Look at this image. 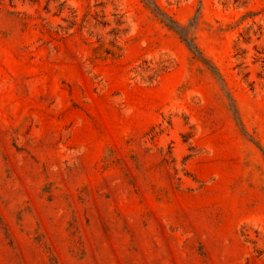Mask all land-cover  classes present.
I'll list each match as a JSON object with an SVG mask.
<instances>
[{"label":"rangeland","instance_id":"rangeland-1","mask_svg":"<svg viewBox=\"0 0 264 264\" xmlns=\"http://www.w3.org/2000/svg\"><path fill=\"white\" fill-rule=\"evenodd\" d=\"M0 0V264H264V0Z\"/></svg>","mask_w":264,"mask_h":264},{"label":"trees","instance_id":"trees-1","mask_svg":"<svg viewBox=\"0 0 264 264\" xmlns=\"http://www.w3.org/2000/svg\"><path fill=\"white\" fill-rule=\"evenodd\" d=\"M157 13L163 16V18L172 25L182 36L183 40L187 43V45L194 51L200 52L199 48L194 42V39L189 36L190 31L187 26H184L177 22L175 19H173L171 16H169L166 12L161 10L160 6L155 2V0H146Z\"/></svg>","mask_w":264,"mask_h":264}]
</instances>
